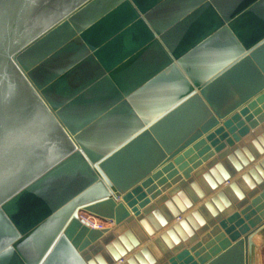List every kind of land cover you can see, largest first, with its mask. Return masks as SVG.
I'll use <instances>...</instances> for the list:
<instances>
[{"label":"water","instance_id":"water-1","mask_svg":"<svg viewBox=\"0 0 264 264\" xmlns=\"http://www.w3.org/2000/svg\"><path fill=\"white\" fill-rule=\"evenodd\" d=\"M261 138L264 0H0V264H259Z\"/></svg>","mask_w":264,"mask_h":264},{"label":"built area","instance_id":"built-area-1","mask_svg":"<svg viewBox=\"0 0 264 264\" xmlns=\"http://www.w3.org/2000/svg\"><path fill=\"white\" fill-rule=\"evenodd\" d=\"M85 211H80L78 213V218L83 222L85 223L88 227L90 228H94V229H101V228H104L105 225L104 223L102 222V220H100L99 218L89 214V213H85L86 215H82L81 213H83Z\"/></svg>","mask_w":264,"mask_h":264},{"label":"clouds","instance_id":"clouds-1","mask_svg":"<svg viewBox=\"0 0 264 264\" xmlns=\"http://www.w3.org/2000/svg\"><path fill=\"white\" fill-rule=\"evenodd\" d=\"M261 139H264V138H261ZM257 142H259V140ZM229 187H231V185H229ZM169 231H171V229H169ZM105 251H107V246L105 247ZM88 264H107V261L106 260L101 261V260L93 258L89 260ZM152 264H155L154 260L152 261Z\"/></svg>","mask_w":264,"mask_h":264},{"label":"crops","instance_id":"crops-1","mask_svg":"<svg viewBox=\"0 0 264 264\" xmlns=\"http://www.w3.org/2000/svg\"><path fill=\"white\" fill-rule=\"evenodd\" d=\"M260 124H258V126H259ZM257 126V127H258ZM253 131V129L252 128H250V130H249V132H252ZM204 164V163H203ZM202 164V165H203ZM250 199H248V201H249ZM259 264H264V245H262V246H260L259 247Z\"/></svg>","mask_w":264,"mask_h":264},{"label":"rangeland","instance_id":"rangeland-1","mask_svg":"<svg viewBox=\"0 0 264 264\" xmlns=\"http://www.w3.org/2000/svg\"><path fill=\"white\" fill-rule=\"evenodd\" d=\"M86 212H83V213H81L82 215H86L85 214ZM100 220H102V219H100ZM102 222L104 223V225H105V227H107V226H109L110 225V223H108V222H106V221H104V220H102Z\"/></svg>","mask_w":264,"mask_h":264},{"label":"bare ground","instance_id":"bare-ground-1","mask_svg":"<svg viewBox=\"0 0 264 264\" xmlns=\"http://www.w3.org/2000/svg\"><path fill=\"white\" fill-rule=\"evenodd\" d=\"M109 226H112V223Z\"/></svg>","mask_w":264,"mask_h":264}]
</instances>
